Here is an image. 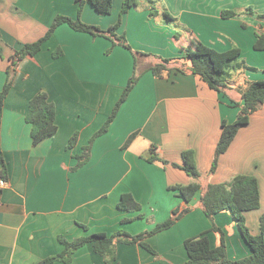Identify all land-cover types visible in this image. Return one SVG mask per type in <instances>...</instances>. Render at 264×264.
<instances>
[{
	"label": "crops",
	"instance_id": "0c3cea01",
	"mask_svg": "<svg viewBox=\"0 0 264 264\" xmlns=\"http://www.w3.org/2000/svg\"><path fill=\"white\" fill-rule=\"evenodd\" d=\"M153 1L156 16L151 15L148 0H138L122 16L117 34L144 54L137 62L142 75L107 133L94 139L90 160L78 170H74L76 157L112 114L133 76L135 56L105 37L63 24L36 55L17 64L0 127L6 166V185L0 186V264H39L60 255L65 250L61 237L71 242L119 231L136 236L187 208L190 212L171 228L144 240L153 252L140 244L120 243L112 264H185L187 239L208 232L212 247L220 245V236L211 231L214 225L225 234L231 260L251 254L230 213L211 220L201 209V191L187 204L171 190L195 182L172 163L181 165L182 153L193 151L202 190L240 175L255 177L261 206L245 217L250 232L258 235L264 215V104L252 114L249 126L239 130L211 173L222 122H235L239 110L199 76L174 67L157 78L151 68L157 61L153 57L177 60L188 68L180 45L193 39L218 52L234 47L241 51L237 64L242 68L231 71L232 90L264 81V50L256 49L259 37L264 42V20L259 18L264 15V0ZM123 2L114 0L108 15L85 2L80 19L107 30L119 20ZM78 7L77 0H0V93L15 53L43 38L58 16L76 20ZM223 12L238 15L224 18ZM176 32L181 34L178 41ZM40 91L55 104L58 131L34 145L26 115ZM237 98L241 100V95ZM255 122L260 129L252 130ZM75 135L77 141L69 147ZM153 156L170 164L148 162ZM126 194L140 204L139 211L119 209ZM70 264L106 263L89 243L76 251Z\"/></svg>",
	"mask_w": 264,
	"mask_h": 264
},
{
	"label": "trees",
	"instance_id": "16d2710c",
	"mask_svg": "<svg viewBox=\"0 0 264 264\" xmlns=\"http://www.w3.org/2000/svg\"><path fill=\"white\" fill-rule=\"evenodd\" d=\"M77 1L79 3V7L78 18L76 20H72L64 16H58L43 38L35 43L24 45L21 50L15 53L12 58V65L7 70V81L5 87L0 93L1 127L4 100L9 95V92L12 88L17 64L27 56L36 55L41 50L42 46L52 37L57 27L63 24H68L73 30L77 32L88 33L94 37H105L112 41L114 45H121L133 53L136 60L133 76L129 80V83L127 84L119 102L113 109L109 119L96 133L90 145L84 149L81 155L76 157L78 163L74 170L82 168L90 160L91 147L94 139L107 133L122 104L127 100L129 94L138 83L142 72L138 69L137 62L140 56H144V54L133 50L125 36H119L117 34V31L121 25L122 16L125 15L132 7H136L138 5V0H124L119 20L115 25L111 26L107 30H102L97 26L84 23L80 19V15L85 2L91 3V5L99 13L107 15L111 14L114 6V0ZM148 2L151 5V15L156 16L158 12L154 11L155 8L152 6L155 5V1L148 0ZM248 12L253 11L250 9ZM165 15L167 18H170L167 12ZM237 15L238 13L235 12H223L224 18L234 17ZM259 18L264 20V15L259 16ZM180 37L181 34L176 32L175 40L178 41ZM180 46L181 50L183 51V59L188 60L190 66L186 68L185 66L179 64L177 60L153 57L157 61L151 69L157 78H163L164 76H167L171 72V69L176 67L184 74L188 73L199 76L210 89L218 93H222L230 87L229 83L232 76L231 71L242 68L241 65L237 64V61L241 55V51L236 47L227 52H218L215 49L205 46L200 41L193 39H191L187 45ZM256 49L264 50V42L262 37H259V41L256 44ZM57 56L59 55L56 54L55 57ZM1 57L2 49L0 48V58ZM239 92L242 95V110L238 114L235 122L231 124L227 123L226 121L222 122V132L216 147V154L211 173L216 172L220 156L228 151L239 130L242 127L248 125L250 115L259 111L264 104V81L247 82L243 88L239 89ZM56 115L57 111L55 104L49 100L48 94L46 92H38L30 101L26 115V122L32 126L31 137L33 139L34 145L39 144L44 139L54 136L57 133L58 127L56 124ZM77 138V135L73 136L68 146H74ZM133 138L134 135L127 141V145L131 143ZM147 161L150 163L160 162L164 166L170 164L168 161L157 158L156 156L147 159ZM0 162L2 165L0 176L2 180L6 181L3 179L6 176V166L1 149ZM172 166L184 171L195 182L186 186H175L171 188V190L178 192V195L184 199L187 204H190L195 195L201 191L202 194L200 198V206L205 216L213 220L214 217L220 213H230L244 240L251 247V254L248 257L239 260H231L229 258L225 243V234L222 229L214 225L211 231L220 236V245L217 247H212L208 237V232H204L196 237L187 239L184 242V246L188 255V261L185 264H264V215L260 218V233L258 235H253L250 232L249 228L247 227L245 217L246 213L256 211L261 206V197L257 179L253 176L240 175L233 178L229 183L219 185L210 184L202 190L201 185L198 183L199 179L201 178V174L197 168L193 151L188 150L183 152L182 165L172 163ZM118 207L119 209L125 211H139L141 208L140 204L135 201L133 196L130 194H126L121 197ZM189 212L190 209L188 208L181 212L175 211V216L172 219H169L168 221L158 225L152 231H145L136 236H131L127 232L119 231L112 236H108L105 233H95L71 242L61 237L60 241L65 246L63 253L57 256L49 257L39 264H53L55 262L70 264L72 261V256L76 253V251L89 243L93 245L94 252L99 254L104 259L106 264H112L116 260L117 245L120 243L129 245L140 244L148 251L153 252V250L144 242V240L158 232L171 228L176 222H178Z\"/></svg>",
	"mask_w": 264,
	"mask_h": 264
},
{
	"label": "rangeland",
	"instance_id": "374dc122",
	"mask_svg": "<svg viewBox=\"0 0 264 264\" xmlns=\"http://www.w3.org/2000/svg\"><path fill=\"white\" fill-rule=\"evenodd\" d=\"M157 5H158V3H157ZM149 17H151V16H149ZM53 36V35H52ZM129 83V82H128ZM245 86V85H244ZM222 94L226 97V99H228L229 101H230V104L234 107V108H237L238 110H239V113H240V111L242 110V105H241V100H242V95H241V93L239 92V91H236V90H232L231 89V87H229V88H227L226 90H225V92H222ZM241 95V100L240 99H238L237 97H239L240 95ZM237 98V99H236ZM263 107V106H262ZM238 113V114H239ZM251 116L252 115H250V118H251ZM249 121H250V119H249ZM249 124H250V122L248 123V126H249ZM257 124H259V122H255V125H254V127H252V130H255V129H260V128H258L256 125ZM218 145V144H217ZM215 152H216V150H215ZM216 154V153H215ZM181 158H182V156H181ZM182 165V164H181ZM184 172V171H183ZM185 173V172H184ZM252 212H254V211H252ZM233 218V217H232ZM145 222H147V220H145Z\"/></svg>",
	"mask_w": 264,
	"mask_h": 264
},
{
	"label": "built area",
	"instance_id": "2783aa9c",
	"mask_svg": "<svg viewBox=\"0 0 264 264\" xmlns=\"http://www.w3.org/2000/svg\"><path fill=\"white\" fill-rule=\"evenodd\" d=\"M6 185V181H4V180H0V186L1 187H4Z\"/></svg>",
	"mask_w": 264,
	"mask_h": 264
},
{
	"label": "water",
	"instance_id": "95a60500",
	"mask_svg": "<svg viewBox=\"0 0 264 264\" xmlns=\"http://www.w3.org/2000/svg\"><path fill=\"white\" fill-rule=\"evenodd\" d=\"M152 156V155H151Z\"/></svg>",
	"mask_w": 264,
	"mask_h": 264
}]
</instances>
